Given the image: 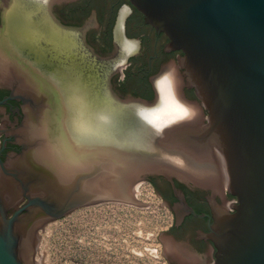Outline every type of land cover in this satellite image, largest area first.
I'll return each mask as SVG.
<instances>
[{"label": "water", "instance_id": "water-1", "mask_svg": "<svg viewBox=\"0 0 264 264\" xmlns=\"http://www.w3.org/2000/svg\"><path fill=\"white\" fill-rule=\"evenodd\" d=\"M129 2L168 38L169 49L183 54L186 85L200 103L182 100L172 66L153 81L154 105L93 95L84 65L73 61V34L49 17L35 19L31 1L8 0L0 44L55 94L48 138L23 136L27 115L38 114L43 102L22 87L20 77L0 79L10 90L0 103L23 104V120L11 132L22 152L0 161V264H33L36 230L77 209L103 203L147 207L133 196L135 182L146 174L218 186L215 166L172 142L177 130L201 115L181 142L196 152L220 154L227 189L237 201L234 212L210 228L213 264H264V0ZM133 101L142 105L127 103Z\"/></svg>", "mask_w": 264, "mask_h": 264}, {"label": "flooded vegetation", "instance_id": "flooded-vegetation-1", "mask_svg": "<svg viewBox=\"0 0 264 264\" xmlns=\"http://www.w3.org/2000/svg\"><path fill=\"white\" fill-rule=\"evenodd\" d=\"M29 1L35 19L49 17L61 30L73 34L76 54L73 61L84 65L93 95L112 94L119 100L154 102V105L157 93L153 81L172 66L180 80L182 100L190 104L198 100L194 90L186 85L184 70L180 67L183 54L169 49L168 38L146 24L129 0ZM8 7V2L0 0V28ZM9 95L10 90L0 86V102ZM127 103L142 105L136 101ZM22 120L21 101L0 103V161L3 163L12 154L22 152L11 134ZM175 133L180 139L183 131ZM178 148L195 154V150L185 146ZM198 153L213 155L207 151ZM140 180L151 186L170 215V224L160 235L159 253L166 264H213L216 249L209 239L210 228L215 220L233 213L237 204L226 181L222 179L213 187L162 172L146 174L137 182ZM165 244L170 250L165 249Z\"/></svg>", "mask_w": 264, "mask_h": 264}, {"label": "rangeland", "instance_id": "rangeland-1", "mask_svg": "<svg viewBox=\"0 0 264 264\" xmlns=\"http://www.w3.org/2000/svg\"><path fill=\"white\" fill-rule=\"evenodd\" d=\"M133 190L138 202L150 205L103 203L37 229L34 264H166L158 236L170 224V215L146 181L135 183Z\"/></svg>", "mask_w": 264, "mask_h": 264}, {"label": "bare ground", "instance_id": "bare-ground-1", "mask_svg": "<svg viewBox=\"0 0 264 264\" xmlns=\"http://www.w3.org/2000/svg\"><path fill=\"white\" fill-rule=\"evenodd\" d=\"M4 1L5 3L8 2V0H4ZM53 1L57 2L60 0H53ZM8 76L9 77H13V76L20 77V81H21L20 83H22L21 84L22 87L28 89L30 92L33 93L35 97H37L39 100H42L43 102V107L41 108L38 114L32 115L30 112L27 115V120H28L27 127L26 129H24L23 136L39 138V139L48 138L47 132L49 128L47 126V122H49L48 120L51 119L49 115L51 112V107L53 105L52 98H53V94H55L54 89L46 81H44L39 76L34 75V73L31 70H29L26 66H24L22 63L16 60L13 56H11L8 52H6L0 44V79H2L3 81H6L9 78ZM51 94H52V97L50 96ZM54 96L55 98H57L56 95ZM197 124L198 123L192 126H188L186 128H182L180 130H177L176 132H181V131L185 132V130L193 128ZM175 134L176 133H174L173 138H172L173 144L177 148L184 146L183 144H181V139L179 138L177 139ZM177 141H180V142L178 143ZM213 152H212L213 155H210V156L202 155V153L199 154L196 151L193 152L195 154H192V152L190 154L191 156L203 162H206L208 164L215 166L219 172V182L222 181V179L227 182V178L225 176L226 174L224 172L225 168H224L222 157L220 156L219 153L217 152L213 153ZM36 264H39V262H36Z\"/></svg>", "mask_w": 264, "mask_h": 264}, {"label": "snow or ice", "instance_id": "snow-or-ice-1", "mask_svg": "<svg viewBox=\"0 0 264 264\" xmlns=\"http://www.w3.org/2000/svg\"><path fill=\"white\" fill-rule=\"evenodd\" d=\"M179 111H180L182 116H186L187 115L186 110H184L183 108H180Z\"/></svg>", "mask_w": 264, "mask_h": 264}]
</instances>
